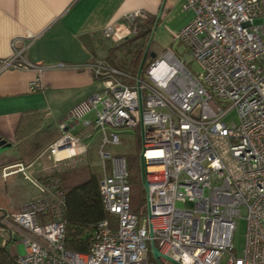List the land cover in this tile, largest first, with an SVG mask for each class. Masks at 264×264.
<instances>
[{
    "label": "built area",
    "instance_id": "2783aa9c",
    "mask_svg": "<svg viewBox=\"0 0 264 264\" xmlns=\"http://www.w3.org/2000/svg\"><path fill=\"white\" fill-rule=\"evenodd\" d=\"M181 7L192 18L171 41L197 62V74L169 48L133 75L94 60L102 89L58 122V136L43 151L50 161L44 176H28L18 166L39 190L18 211L0 216L2 232L17 233L26 244L18 264H152L151 243L160 252L155 264H264V0H183ZM150 19L145 10H133L122 17L127 29L118 31L113 22L102 33L127 37ZM21 52L4 65L39 68ZM118 74L135 84H124ZM38 86L33 81L30 89ZM230 109L236 123L223 120ZM91 110L94 117L84 118ZM75 123L84 137L98 131V188L112 216L94 223L85 252L64 246L60 173L88 153L83 136L68 129ZM124 127L136 128L141 138L140 177L147 185L141 219L130 207L125 156L105 149L122 143L117 130ZM241 206L246 238L243 255L235 257L230 251Z\"/></svg>",
    "mask_w": 264,
    "mask_h": 264
},
{
    "label": "crops",
    "instance_id": "0c3cea01",
    "mask_svg": "<svg viewBox=\"0 0 264 264\" xmlns=\"http://www.w3.org/2000/svg\"><path fill=\"white\" fill-rule=\"evenodd\" d=\"M182 2L0 0V139L9 144L0 150L5 183L18 175L29 182L32 196L39 195L38 188L17 170L18 166L23 165L28 176L41 179L50 162L44 165L41 155L58 136L59 120L75 104L102 89L101 80L91 69L92 62L102 59L118 68L110 59L117 58L114 50L122 38L105 37L103 28L117 22V30H125L128 24L122 20L124 14L145 10L154 18L163 4L151 41L162 51L171 33L192 18L191 11L182 9ZM15 50H22L24 60L39 68L4 65ZM151 51L157 55L150 45ZM33 81L39 86L31 90ZM94 114L95 110H91L85 118L92 119ZM68 129L85 140V129L80 124H71ZM91 174L95 173L85 161L64 169L60 173L64 193ZM26 201L14 211L0 203V216L18 211ZM25 250L26 244L17 233L8 236L0 228V264H18L17 257Z\"/></svg>",
    "mask_w": 264,
    "mask_h": 264
},
{
    "label": "rangeland",
    "instance_id": "374dc122",
    "mask_svg": "<svg viewBox=\"0 0 264 264\" xmlns=\"http://www.w3.org/2000/svg\"><path fill=\"white\" fill-rule=\"evenodd\" d=\"M261 22H262L261 18L254 19L255 24ZM124 38L126 39V37H123L122 39ZM127 47H129L127 42L123 44L121 47L116 46L114 53L117 57L116 58L117 60H115V63L117 65L125 66V68H120V69L127 74L133 75L135 73L131 71L132 69V65L130 63L131 57L130 54L128 53ZM151 48L152 49L155 48L157 55H159L161 51V47L157 48L155 46V43L152 42ZM164 48H169L177 57L182 59L185 65L187 66V68L192 73L197 74L200 71V67L197 64V62L191 57V55L186 51L185 47L181 43L179 42L172 43L171 40H168V42L164 44ZM151 59L153 58H151V56L147 54L143 64L144 68L147 66V64ZM143 70L141 73L142 77H144L145 75ZM116 77L124 84L127 85L135 84L134 79H131L124 75L118 74ZM157 110H161V109L157 108ZM223 120L226 123H230V122L236 123L237 122L236 111L234 109H230L227 112V114L224 116ZM117 131L119 132V136L120 139L122 140V143L117 146L107 145L105 146V149L111 151L113 154H119L125 156L127 171L129 173L130 207L131 210L134 211L141 219L144 215L147 214V210L145 203V188L140 177L139 149L141 145V138H140L139 130L133 127H124L118 129ZM84 142L88 146V157L85 159V165H87V168H90L91 171L95 173L97 177L100 178L102 172H101V164L99 161V156L97 153L99 147L98 131H95L93 134L86 136ZM41 161L44 165H46L45 164L46 161L49 162L47 152H42ZM47 165L45 167L49 166ZM107 169L109 170L108 164H107ZM79 172H83V171L79 170ZM2 175H3V170L0 167V203H5L6 209L14 211L23 201L37 197V196H32L33 194L30 193V187H29L30 185L29 182L26 181V179H23L22 177H19L17 175L12 178H8L7 182L5 183V179L2 178ZM23 176H25V174H23ZM27 180L29 179L27 178ZM177 206H180V204L177 203ZM234 226L235 227L232 235V250L230 252L235 257H241L243 255V250L245 246L246 226H247L245 206H241L239 214L234 217ZM226 258H227L226 255L223 256L221 258V261H225ZM149 261L152 264H155L156 262L151 252L149 253Z\"/></svg>",
    "mask_w": 264,
    "mask_h": 264
},
{
    "label": "trees",
    "instance_id": "16d2710c",
    "mask_svg": "<svg viewBox=\"0 0 264 264\" xmlns=\"http://www.w3.org/2000/svg\"><path fill=\"white\" fill-rule=\"evenodd\" d=\"M154 20L155 17L143 24H139L134 34L127 36L126 39L119 40L117 44L118 47H121L126 42L129 45L127 49L131 57L130 63L133 73H137L138 71L139 63L151 33ZM115 60H117L115 57L110 59L118 68H125L123 65H117ZM64 196V246L74 251L85 252L91 241L92 226L94 223L103 218L112 220V216L106 213L102 206L97 175L91 174L84 182L65 191Z\"/></svg>",
    "mask_w": 264,
    "mask_h": 264
},
{
    "label": "water",
    "instance_id": "95a60500",
    "mask_svg": "<svg viewBox=\"0 0 264 264\" xmlns=\"http://www.w3.org/2000/svg\"><path fill=\"white\" fill-rule=\"evenodd\" d=\"M162 6H163V4H161V6H160V8H159V11L157 12V14H156V16H155V20H154V23H153V25H152L151 33H150V35H149L148 41H147V43H146V46H145V48H144V51H143V54H142V57H141V60H140V63H139V67H138V71H137V73L140 72V70H141V68H142V66H143V64H144V61H145V59H146L147 54H149V55L151 56V58L155 57V53H154V52H152V51L149 52V45H150V43H151V40H152V37H153L154 31H155V28H156L157 22H158V20H159V18H160V14H161V12H162ZM63 119H64V118H63ZM63 119H60L59 122L62 121ZM8 145H9V144H5L4 140L0 139V150H2L3 148L7 147ZM143 185H144V188H145V191H146V189H147V185H146V183L143 182ZM151 252H152V254H153V256H154L155 259H157L158 256L160 255V252L158 251V249L156 248V246L153 245L152 243H151Z\"/></svg>",
    "mask_w": 264,
    "mask_h": 264
}]
</instances>
